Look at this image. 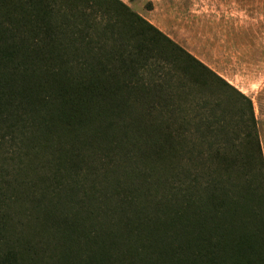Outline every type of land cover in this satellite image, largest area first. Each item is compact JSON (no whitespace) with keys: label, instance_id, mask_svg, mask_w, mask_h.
<instances>
[{"label":"rangeland","instance_id":"374dc122","mask_svg":"<svg viewBox=\"0 0 264 264\" xmlns=\"http://www.w3.org/2000/svg\"><path fill=\"white\" fill-rule=\"evenodd\" d=\"M118 1L252 101L256 123L252 136L258 139L261 153L251 142L247 127L241 125L242 101L230 92L221 91L215 77L194 73L192 77L174 69L173 90L160 92L152 87L153 95L149 97L155 108L153 119L162 130L180 132L175 141L178 153L167 158V169L173 167L175 175L190 172L196 186L200 182L195 188L198 189V195L194 194L196 202L209 196L206 202L211 200L208 209L213 211V220L221 223V214L214 210L222 208L225 227L233 222L238 232L236 237L248 238L244 244L226 232H215V225L202 229L207 235L201 251L209 250L210 257L200 260L211 264H262L264 0ZM54 5L59 15L56 23L68 31V40L73 41L71 36L75 35L90 44L87 48L90 51L80 47L78 56L89 61L98 55L109 58L108 50L99 52L104 46L99 35L109 24L107 17L96 9L81 7L83 17L89 20L81 22L78 18L73 20L74 7L63 2ZM143 75L139 77L141 83L158 84L157 78L146 72ZM163 106H174L172 109L178 106V114L164 115ZM218 121L224 122V130L206 134L204 125ZM1 132L5 137L0 147V177L5 198L2 236L7 245L1 244V249L11 251L18 264H60L63 255L72 256L68 241L81 244L82 251H86L92 231L106 235L105 245L117 247L126 264H137L129 252L135 247L134 242L142 240L135 232L138 219L149 247L138 256L140 259L149 257L163 261L161 264H193L201 243L196 239L200 227H191L194 237L185 236L179 227L155 231L154 213L160 219L168 218V212L157 211L166 201L163 195L166 189L147 185L143 175L148 168L143 164L124 163L123 151L112 150L105 155L100 150L83 151L73 162H67L53 139L49 148L44 136L34 134L32 128L7 131L3 127ZM153 166L155 180L170 178L165 176L168 171L163 165ZM206 180L212 181L206 184ZM181 181L178 178L171 184L175 191L182 186ZM221 182H225L223 187ZM221 193H227L228 198L219 201L217 197ZM74 239L78 242L74 243ZM113 255L118 258L115 251Z\"/></svg>","mask_w":264,"mask_h":264},{"label":"trees","instance_id":"16d2710c","mask_svg":"<svg viewBox=\"0 0 264 264\" xmlns=\"http://www.w3.org/2000/svg\"><path fill=\"white\" fill-rule=\"evenodd\" d=\"M57 2L70 5L72 9L74 7L73 20L78 18V21L89 22L80 12L81 7L83 10L96 9L107 17L109 24L99 35L104 44L99 52L108 50L109 58L98 55L89 61L77 55L80 47L83 51H90L87 49L90 44L83 43L75 35L71 36L73 41L68 40V31L56 23L59 15L55 13L54 4ZM174 69L192 77L193 73L201 76L209 74L220 82L218 86L221 91L230 92L241 100V125L247 127L251 142L257 145L261 153L258 139L252 136L256 125L252 101L120 1L0 0V147L5 140V131L2 133L1 129L5 127L7 131L15 128L29 131L32 128L34 134L44 136L49 148L53 139L67 162H73L72 159H77L83 151L100 150L103 155L111 150L123 151L124 163L132 165L135 162L148 168L143 175L147 185L166 189L163 193L166 201L157 211L168 212V218L160 219L155 212L152 222L155 231L179 227L185 236L194 237L191 227L198 225L200 231L196 239L201 243L193 264H198L197 261L199 264H211V261L204 263L200 260L205 256L210 257L209 250L207 253L201 251L207 235L202 229L215 225V232H226L244 244H247L248 238L242 235L236 237L238 232L233 222L225 227L222 208L214 210L216 214H221V223L213 220V211L208 209L211 200L208 204L206 202L209 196L196 202L198 189L195 188L200 186V182L196 186L190 172L175 175L173 167L167 169V158L175 157L178 153L175 141L180 137V132L162 130L160 123L153 119L155 108L149 97L153 95L152 87L160 92L173 90L172 84L176 78ZM145 72L157 78L158 84L151 86L150 83H141L139 77H143ZM136 107L140 111H136ZM172 108L174 106H163V114H178V106ZM204 126L208 135L225 128L223 121ZM252 143L248 145L253 147ZM106 158L110 157L106 155ZM153 164L163 165L168 171L165 176L170 178L155 180ZM178 178L182 179V186L175 191L171 184ZM211 181L206 180V184ZM224 183L220 185L223 187ZM221 194L217 197L219 201L228 198L227 193ZM3 201L0 177V264H18L11 251L1 249V244L6 245L2 236L5 224ZM137 222L135 232L142 240L140 238L134 242L132 245L135 247L131 246L129 253L137 264H161L163 261L138 257L142 252L146 253L149 247L141 231V219ZM90 234L86 251H82L81 244L68 241L72 256L63 255L65 258H61L60 264H126L117 247L105 245L108 238L103 236L106 235L94 231ZM124 236L125 232L122 233ZM77 242L74 239V243ZM186 247L189 250L188 244ZM114 251L118 258L113 255Z\"/></svg>","mask_w":264,"mask_h":264}]
</instances>
